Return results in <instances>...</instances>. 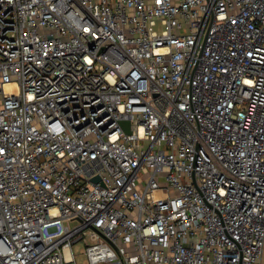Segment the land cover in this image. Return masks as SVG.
Returning <instances> with one entry per match:
<instances>
[{
	"label": "built area",
	"instance_id": "1",
	"mask_svg": "<svg viewBox=\"0 0 264 264\" xmlns=\"http://www.w3.org/2000/svg\"><path fill=\"white\" fill-rule=\"evenodd\" d=\"M77 243L263 264L264 0H0V264Z\"/></svg>",
	"mask_w": 264,
	"mask_h": 264
},
{
	"label": "rangeland",
	"instance_id": "2",
	"mask_svg": "<svg viewBox=\"0 0 264 264\" xmlns=\"http://www.w3.org/2000/svg\"><path fill=\"white\" fill-rule=\"evenodd\" d=\"M145 176L147 178V173L145 172ZM83 247L82 243H77L75 245V254H76V260L78 264H84L86 260V255L81 251V248ZM75 264V263H71ZM263 264H264V254H263Z\"/></svg>",
	"mask_w": 264,
	"mask_h": 264
},
{
	"label": "water",
	"instance_id": "3",
	"mask_svg": "<svg viewBox=\"0 0 264 264\" xmlns=\"http://www.w3.org/2000/svg\"><path fill=\"white\" fill-rule=\"evenodd\" d=\"M122 125L127 130V132H131V130H130V122L129 121L122 122ZM94 180L95 181H98L99 180V177H96Z\"/></svg>",
	"mask_w": 264,
	"mask_h": 264
}]
</instances>
